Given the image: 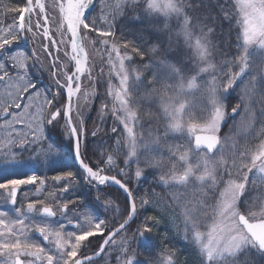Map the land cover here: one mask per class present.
<instances>
[{
    "label": "snow or ice",
    "instance_id": "6c2138e0",
    "mask_svg": "<svg viewBox=\"0 0 264 264\" xmlns=\"http://www.w3.org/2000/svg\"><path fill=\"white\" fill-rule=\"evenodd\" d=\"M0 8V264H94L102 254L110 264L113 253L116 264H142L131 246L139 241L149 254L144 264H177L178 250L158 247L152 236L161 223L159 216L144 217L128 235L131 222L139 218L137 198L140 208L150 202L148 190H139L150 169L156 173L153 182L168 190L175 204L161 215H167L175 234L197 251L198 264L264 260V0H22ZM128 11L155 22L157 43L145 48L117 36L118 20ZM223 23L235 34L237 54L217 63L216 56L223 53L213 37ZM24 41L33 45L30 50ZM89 46L107 66V74L103 67L93 74L96 57ZM173 49L187 55L170 59ZM60 52L67 63L60 60ZM145 56L147 63H136V57L143 61ZM34 68L48 70L51 83L40 87ZM238 81L243 82L241 94L228 112ZM97 84L107 85L105 95L111 102L110 107L101 104L100 121L108 114L117 126L111 128L115 155L100 152L93 162L88 145L82 143L87 136L83 110H91L99 95ZM142 101L154 102L156 110L142 115ZM241 108L240 121L222 138L227 118ZM146 117L163 131H149L146 137ZM57 127L80 171L58 172L51 177L63 183L58 192L49 191L44 199H28L25 193L27 202L17 206L23 186L34 187L39 197L48 183L34 170L17 171L23 163L18 152L38 149L45 158L57 152L47 135ZM170 137L183 142L169 143ZM113 170L115 175L106 174ZM71 181L95 189L96 201L104 194L101 186H118L125 195L123 209L110 198L103 207L113 210V223L119 216L123 222L111 227L96 215L95 205L80 196L64 200L65 194L75 195ZM90 238L102 243L92 255H83Z\"/></svg>",
    "mask_w": 264,
    "mask_h": 264
},
{
    "label": "trees",
    "instance_id": "16d2710c",
    "mask_svg": "<svg viewBox=\"0 0 264 264\" xmlns=\"http://www.w3.org/2000/svg\"><path fill=\"white\" fill-rule=\"evenodd\" d=\"M13 2L21 3L22 0H13ZM137 15H140L139 19L135 18ZM154 28H155V22L144 18L142 14L135 13L132 11H128L124 17H122L118 20L117 36L122 35L123 39L135 41L137 44H143V46L145 48H148V47H151L152 44L158 42L156 35L154 34ZM216 32H217V35L215 37H213L214 42L218 43L219 46L223 42L227 46L224 48L220 47V52L223 53L222 56L224 58H228V59L233 58L237 54L235 46H234L235 34L234 33L229 34L227 23H223L221 27H217ZM160 39L163 40L165 46H167V37L162 36V37H160ZM183 54H184V57L187 55L186 52H177L175 49H173L169 53V58L171 59L173 56H176L179 59H183L184 58L182 56ZM218 56L219 55H217V57ZM135 59H136L137 64H141V63H147L149 57L145 56L143 61H140L139 57H136ZM46 60L47 61L45 62V67L47 68L49 61H48V58ZM102 67H103L104 73L107 74V72H108L107 66L102 65ZM100 69H101V67L95 66V68L93 69V74L96 75L100 71ZM32 71L34 72V74L39 73V71H37L35 68ZM40 72H41L42 76L47 81H51L48 70L40 71ZM150 75H151L150 72L145 73V79L150 77ZM105 78H106V75H105ZM85 83L87 85V83H88L87 80L85 81ZM242 83H243L242 81H239L235 87V90L230 94L229 99H228V107L229 108L238 102V96L241 94V90H239L238 87ZM106 87H107L106 84H97L96 85V91L98 92L99 95L94 98L93 103H92V109L89 110L88 119L85 122V124L87 126H89L87 129L88 131H90L92 128H95L96 125L101 122L99 115H98V110L100 109L101 104L102 103H108L109 107L111 106L110 98H107L105 95ZM141 104H142V107H141V114L142 115L147 109H151L152 111L156 110V104L152 101H142ZM258 107L259 106L257 105V108ZM239 114L235 117H231V119L223 125V127L221 129L222 134L230 133L229 129H230V127L233 126L234 122H238ZM109 119H110V115H108L105 118V121L102 124L104 125V123H105L106 125L110 126L111 121ZM232 120H234V121H232ZM143 124H144V127H143L142 131L144 132L146 137H147L149 131H153L154 133L156 131H159V132L163 131L162 127L157 129L155 121L151 120L147 117L143 121ZM257 126H259V124H257ZM152 127H154L156 130H152ZM99 129H101V128H99ZM48 136L55 143H57L59 146L61 144V140L63 141L64 146L62 147V149H63L66 157L69 158V161L67 163H64L62 161L61 164H59L57 166L54 165L48 169L41 170L42 173H40V174L42 175L45 173V174L49 175L50 177H52L60 171H72L74 173L80 171V169L78 167H76V165L74 163V160H73L74 157L72 155L68 154V148H67L68 141H65L63 139L61 128L57 127V129L56 128L52 129L51 131L48 132ZM86 140H87L86 144L88 145V149H89L88 156L90 157L91 161L94 162L98 158H100V152L111 153L110 142H106V141L102 142V141H99L98 139L89 138V137ZM177 141H180V139L177 137H170L169 138V143H172V142L176 143ZM97 149H98V151L96 152V154H93V150H97ZM164 153H167V151H165ZM155 175H156V173L153 170L150 169L147 171L146 176L140 181V184H139V190L141 193H143L146 189L148 191H153V190L154 191L155 190H162L163 192L168 191L165 188H163L162 186L153 182ZM78 180H79V177L76 178V181H78ZM76 181H72L73 184H75V195L66 194L65 195L66 199H75L76 196H80L84 199V201H90L91 198L93 197L94 189L89 188L88 186L81 187L78 183H76ZM53 184L55 186L56 183H53ZM57 188H59V186H57ZM101 192L104 193L102 195V199L107 200L110 198V199L114 200L115 203H117L120 206L121 210L123 209L125 195L123 194V192L119 188H117L114 185L101 186ZM167 193H170V192H167ZM137 205H138V209H139V218L135 219L130 224V228L128 230L129 236H131L133 234L132 230H134L137 227V225H139L141 223V221L143 220L144 217H146V216H159L157 209L152 206V203L149 202V204L145 205L143 208H140L139 199L137 198ZM104 214H105L106 220L109 221L111 227L116 225L118 222H120L124 218L123 216H119L115 219V222L113 223L114 213H113V210L111 208H109ZM165 227H166V223L163 222V220L161 219L160 225L153 229L152 236L155 240L156 245L158 247H163L166 244L169 248L174 247L175 249H177L178 250L177 257H176L177 264H198L197 251L193 248V246L190 243L185 242L182 238H177V237L176 238H168L166 240L163 239L164 235L166 233ZM90 239L92 242L88 248H91V247L97 248L98 245L100 244L101 239L100 240H98L97 238H90ZM142 244H143V241L133 242V244L131 246H132V248H134L136 250L138 260H140L142 262V264H144V262H146L149 254L145 250V248L142 246ZM260 264H263V262Z\"/></svg>",
    "mask_w": 264,
    "mask_h": 264
},
{
    "label": "rangeland",
    "instance_id": "374dc122",
    "mask_svg": "<svg viewBox=\"0 0 264 264\" xmlns=\"http://www.w3.org/2000/svg\"><path fill=\"white\" fill-rule=\"evenodd\" d=\"M16 3L17 2H13V0H0V4H7L9 6H11L13 4H16ZM98 10H99V3L97 2V11ZM0 12H2V8H0ZM50 15H52L53 17L55 16V15H53V12H51V11H50ZM10 21H11V17L10 16L5 18V24L9 23ZM52 27H53V29H55V22H53ZM22 44L27 49V46H29L30 43L28 41H24V42H22ZM39 44H40V41H38V45ZM36 46H37V41H36ZM90 47L91 46H89L88 49ZM97 47H99V46H97ZM91 50H92V47H91ZM38 51H40V49ZM89 53H90L91 56L96 57V66L97 67H102V63H101L100 57L96 54L95 49H93L91 52L89 50ZM59 56H60V60L62 62L67 63V60H66V58L63 55V52H60ZM45 59H47V58L45 57ZM226 59H228V58H226ZM38 75H42L40 71H39ZM37 79H38L40 87L47 86V84L44 82L43 79H40V78H37ZM52 89H53V91H55V86L52 87ZM87 112H88V110H87V108H85L83 110V116H85L87 114ZM242 115H243V109H242ZM107 116H108V114H106V117ZM74 119H75V117H74ZM228 119H229V117L227 118V120ZM227 120H226V122H227ZM111 121L113 122V125H114L113 127H116L117 124L114 122V120L112 119ZM88 132H90V131H88ZM102 132L104 133V130ZM220 135H221L222 138L225 137V135H223L222 132H220ZM97 136H99V139H100V135H97ZM113 140H115L114 137H113ZM182 142H176V143H182ZM113 148H114V145L112 146V149ZM225 148L226 149H230V142L225 144ZM110 154L115 155V153H113V152L110 153ZM164 155L167 156V153H164ZM37 157H39V158L37 159ZM17 159L23 162L17 168V171L19 173L23 174L24 172H28L29 169H31V170L36 171L38 175H41L40 173H42L41 172L42 166H44V167L51 166L50 165V164H52L51 161H57L56 163H59V162H62V161L64 162L65 153L62 150L58 149L57 152H55V153L51 154L49 157L45 158L43 155H40L39 150L37 149V151H35V152H33V151H24L22 153L18 152ZM3 167H4V157L2 155H0V168H3ZM107 174L115 175L116 172L113 170V172H108ZM41 176H45V177L48 178V183H47V185L44 188V195L36 197L34 195V193H35V188L34 187H32V186H23L21 191H20V193H19V195H18V198H17V200H18L17 206H19L20 203H22V202L23 203L27 202L24 199L25 193H27L28 199H35V198L44 199L49 191H57L58 192L59 188H61L63 186L62 182L61 183H56L55 186H54V184H53L54 182L51 180V177L49 175L45 174V173L42 174ZM118 178H120V177H118ZM70 183L72 184L73 182L71 181ZM57 186H59V188H57ZM167 192H169V191H167ZM96 195H97V192L94 189L93 197L91 198L90 201H85V203L88 204V205L95 204V209L94 210L96 212V215H98L100 218L105 219L104 216L102 215L108 210V209L105 210V208L103 207V203H104L105 200L103 201L102 199H100L99 201H96L95 200ZM3 196H4L3 190H0V198H3ZM64 197H63V199L66 200V198H64ZM153 197L154 198H152V196H151L150 201L152 203V206L157 209L159 217L163 220V222L166 223L165 230H166V233L168 235V238H176V237L177 238H181V236H178V235L175 234V229L173 228L172 224L169 222V220L167 218V215H161V213H170L172 208L175 207V204H174V201L171 198V195L169 196V198H171L169 200H167L165 197L159 198V195H154ZM101 198H102V196H101ZM49 202H51V201H49ZM165 205H168L170 207L166 209ZM5 207H7V205H5ZM176 211L178 213L179 209H176ZM177 224L180 225V228H181V231H182V227L183 226H182V223L180 222L179 219H177ZM68 230H71V227H69ZM33 238L41 240V242L43 243L42 239L38 238L36 236V234H33ZM117 239H119V237H117ZM115 255L116 254L113 253L112 258L110 259V264H116ZM254 259L259 260L258 264H260L262 262L264 264V260L259 259V258H255V257H254ZM94 264H105L104 255L102 256V258L94 261Z\"/></svg>",
    "mask_w": 264,
    "mask_h": 264
},
{
    "label": "bare ground",
    "instance_id": "6f19581e",
    "mask_svg": "<svg viewBox=\"0 0 264 264\" xmlns=\"http://www.w3.org/2000/svg\"><path fill=\"white\" fill-rule=\"evenodd\" d=\"M53 15H55V13L53 12ZM38 41H40L39 39H37V51L40 49L39 48V45H38ZM33 45L32 44H29V46H27V49H31V47H32ZM220 47L221 48H224V47H227L226 45H225V43H221L220 44ZM90 50V52L93 50V48H92V50H91V47L88 49V51ZM183 57H184V54L182 55ZM216 61H217V63H219V62H221L222 60H225L226 58H224L222 55H219L218 57L216 56ZM47 60L45 59V62H46ZM58 67H59V64L57 65ZM235 70V69H234ZM34 73V72H33ZM35 77H37V78H40V79H43L44 80V82L47 84V85H49L50 83H51V81H47L42 75H38V73L37 74H33ZM245 79H247V76H245ZM85 81L86 80H84V84L86 85V83H85ZM55 85L53 84L52 85V87H54ZM241 86H242V84L238 87L239 88V90H241ZM191 99H193L194 100V98H191ZM234 105H236V103L234 104ZM233 105V106H234ZM57 106H59V105H57ZM194 107H195V104H194ZM231 108L232 107H228V112H231ZM91 109H92V107H91ZM242 109L243 108H241V110H240V114H239V119H238V121H240V119H241V115H242ZM88 110V109H87ZM238 114H236L235 116H237ZM88 115H89V110H88V112H87V114L85 115V116H83L84 117V120H85V122H86V120L88 119ZM235 116H229V119L227 120V122L231 119V117H235ZM110 121L112 120V117L110 116V119H109ZM232 121H234V120H232ZM226 122V123H227ZM63 123V121H61V124ZM114 125H113V122L111 121L110 122V126H108V125H106L105 123H104V125L100 122L99 124H97L96 125V127L95 128H92L91 130H90V132H88V130H87V136H86V138H82V143H86L87 142V138L89 137V138H94V139H98L99 141H102V142H104V141H106V142H110V149H111V153H112V146L114 145V140H113V137L115 138V136L111 133V128L113 127ZM84 127L86 128V129H88V127L89 126H87L86 124H84ZM97 128H101L100 129V131L97 133V135H100V139H99V136H96V137H92V135H91V133L93 132V131H96V129ZM57 129V128H56ZM104 130V133L102 132ZM152 130H156L154 127H152ZM62 132V131H61ZM105 133H107V135H105ZM47 135H48V133H47ZM223 135H225V136H227V135H230V133H225V134H223ZM177 138H179L180 139V141H177V142H182V139L180 138V137H177ZM48 139H49V141L51 142V143H54L56 146H57V148L58 149H60V150H62L63 151V149H62V147H60L57 143H55L51 138H49V136H48ZM63 139L65 140V141H67V138H66V136H63ZM241 143H243V141L241 140ZM64 152V151H63ZM110 154V153H109ZM73 157H74V155H72ZM122 158V157H121ZM74 160V163H75V165H76V167H78V164L76 163V161H75V159H73ZM69 161V158H67L66 157V155H65V160H64V163H67ZM59 164H61V162H59V163H52V164H50L51 166H49V167H44V166H42V169L41 170H45V169H48V168H50V167H52V166H57V165H59ZM121 167H123V165H120ZM134 167V166H133ZM79 168V167H78ZM80 169V168H79ZM73 184V183H72ZM139 184H140V182H139ZM179 192H183L184 190L183 189H180V190H178ZM149 193H150V195H149V197H148V199H149V201H150V198H151V196H152V198H154L153 196L154 195H151V193H152V191H148ZM155 192V195H159V198H163V197H165L167 200H169V199H171V198H169V196L171 195L170 193H167V192H163L162 190H155L154 191ZM66 195V194H65ZM64 195V196H65ZM64 198H66V196L64 197ZM102 199V198H101ZM67 200V199H66ZM103 201L105 200V199H102ZM150 203H151V201H150ZM137 207H138V205H137ZM103 216H104V218H105V214H102ZM106 219V218H105ZM124 219V218H123ZM122 219V220H123ZM121 220V221H122ZM120 221V222H121ZM120 222H118L116 225H114L113 226V228L114 227H116ZM133 222V221H132ZM131 222V223H132ZM102 241V240H101Z\"/></svg>",
    "mask_w": 264,
    "mask_h": 264
},
{
    "label": "flooded vegetation",
    "instance_id": "af4514ba",
    "mask_svg": "<svg viewBox=\"0 0 264 264\" xmlns=\"http://www.w3.org/2000/svg\"><path fill=\"white\" fill-rule=\"evenodd\" d=\"M36 236L38 237V238H40L39 236H38V234H36ZM40 239H42V238H40ZM98 239V238H97ZM98 240H100V239H98ZM102 241H100V243H101ZM43 243H46V242H43ZM99 246V245H98ZM94 250H96V248H87V249H85L84 251H83V255H85V254H87V253H90V252H93Z\"/></svg>",
    "mask_w": 264,
    "mask_h": 264
},
{
    "label": "water",
    "instance_id": "95a60500",
    "mask_svg": "<svg viewBox=\"0 0 264 264\" xmlns=\"http://www.w3.org/2000/svg\"><path fill=\"white\" fill-rule=\"evenodd\" d=\"M74 159H75V157H74ZM75 161H76V159H75ZM76 163L78 164V167H79V163H78V161H76ZM79 168H80V167H79ZM106 174H107V173H106ZM109 175H110V174H109ZM117 178H118V177H117ZM19 192H20V191H19ZM19 192H18V194H19ZM122 222H123V220H122L120 223H122ZM118 225H119V224H118ZM118 225H117V226H118ZM117 226H116V227H117ZM97 250H98V249H97ZM97 250H96V251H97ZM96 251H94V252H96ZM94 252H91V253H89V254H85V255H92ZM96 259H97V258H96Z\"/></svg>",
    "mask_w": 264,
    "mask_h": 264
}]
</instances>
